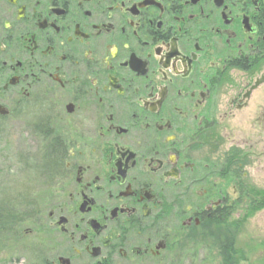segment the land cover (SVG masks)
Returning <instances> with one entry per match:
<instances>
[{"label":"flooded vegetation","instance_id":"flooded-vegetation-1","mask_svg":"<svg viewBox=\"0 0 264 264\" xmlns=\"http://www.w3.org/2000/svg\"><path fill=\"white\" fill-rule=\"evenodd\" d=\"M0 136L34 201L2 253L222 263L264 208V0H0Z\"/></svg>","mask_w":264,"mask_h":264},{"label":"rangeland","instance_id":"rangeland-1","mask_svg":"<svg viewBox=\"0 0 264 264\" xmlns=\"http://www.w3.org/2000/svg\"><path fill=\"white\" fill-rule=\"evenodd\" d=\"M24 154L25 153L22 151V146L19 144L17 137L0 136V197L2 196V193L4 195L5 191V200H7L8 195L14 196L15 194H22L27 190L26 185H23V179L32 177V172H25L27 169H24L20 164L25 160ZM32 154L34 155L35 153ZM28 193L25 198L28 202H31V209H28L26 214H21L22 208L18 207L19 211H17V213L21 214V216L18 217L16 223L8 230L1 231L0 246L3 241H7L8 243L12 239L11 236L14 228L20 227L21 232L24 235L25 229H28L31 226L33 227L31 221L33 217L31 213L34 201L29 198ZM5 200V204H9L11 201L7 200L6 202ZM23 235L19 239L20 244H22V249L21 247H13L11 250L13 253L5 254L2 253L0 247V264L1 262H5L3 264H26L27 260L30 261V252L26 247H31L34 236ZM233 239L235 243V251L237 252L236 256L238 258L237 264H264V208L251 214L239 230L233 233ZM188 252L191 254L187 255L188 258L184 259L183 264H213L201 261L199 252L195 251V254L193 249H188L187 253ZM21 256H23V258L19 259V261L16 260L13 262L10 260L11 257L19 258Z\"/></svg>","mask_w":264,"mask_h":264},{"label":"trees","instance_id":"trees-1","mask_svg":"<svg viewBox=\"0 0 264 264\" xmlns=\"http://www.w3.org/2000/svg\"><path fill=\"white\" fill-rule=\"evenodd\" d=\"M5 199L6 195H3L2 193V196L0 197V233L1 231L3 232L4 230L9 229L12 225L16 223L18 217L21 216V214H26L27 210L31 209V202H28L25 197H18L17 195H15L14 197L8 195L7 200H11L9 204H5ZM7 200L5 201L7 202ZM261 206H264V202ZM18 207L22 208L21 214L17 213V211H19ZM233 233L230 246L227 248L221 247V255L223 257V262L219 264H237L238 258L236 256L237 252L235 251ZM188 248L186 250H188Z\"/></svg>","mask_w":264,"mask_h":264}]
</instances>
